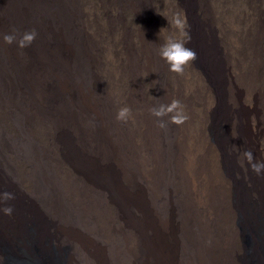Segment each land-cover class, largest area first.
I'll return each mask as SVG.
<instances>
[{
	"label": "bare ground",
	"instance_id": "1",
	"mask_svg": "<svg viewBox=\"0 0 264 264\" xmlns=\"http://www.w3.org/2000/svg\"><path fill=\"white\" fill-rule=\"evenodd\" d=\"M177 13L182 73L159 54ZM247 255L264 264V0H0V264Z\"/></svg>",
	"mask_w": 264,
	"mask_h": 264
},
{
	"label": "clouds",
	"instance_id": "2",
	"mask_svg": "<svg viewBox=\"0 0 264 264\" xmlns=\"http://www.w3.org/2000/svg\"><path fill=\"white\" fill-rule=\"evenodd\" d=\"M181 14L177 13L176 19L173 21L175 26L180 30V36L182 38H176L173 35H169L165 38V43L160 48V56L163 58L170 66V70L182 73L185 66L189 61L195 58V52L186 46V39H190L189 34L185 31L186 21L182 20ZM164 28L161 29V31ZM160 31V32H161ZM36 33L32 32L26 34L24 37L25 40L31 41L34 39ZM9 42L13 39L11 36L6 37ZM130 113V108L123 106L119 109L117 114V119H127ZM156 115H160V112H156ZM6 211H11V209H6Z\"/></svg>",
	"mask_w": 264,
	"mask_h": 264
},
{
	"label": "rangeland",
	"instance_id": "3",
	"mask_svg": "<svg viewBox=\"0 0 264 264\" xmlns=\"http://www.w3.org/2000/svg\"><path fill=\"white\" fill-rule=\"evenodd\" d=\"M241 231H243L244 232V227L241 225ZM245 234V233H244ZM244 236V237H243ZM242 237H243V243H244V245H245V247L246 248H248L249 247V239H248V236H247V233L245 234V235H243ZM247 237V238H246ZM245 239V240H244ZM246 243H245V242ZM1 247L3 248V250L5 251V249L7 248V246L5 247V244L4 243H2L1 242ZM7 255V254H6ZM247 262H248V264H251V261H250V259H249V257H248V255H247Z\"/></svg>",
	"mask_w": 264,
	"mask_h": 264
}]
</instances>
